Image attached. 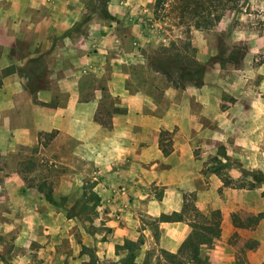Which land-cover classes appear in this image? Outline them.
<instances>
[{
    "label": "rangeland",
    "instance_id": "374dc122",
    "mask_svg": "<svg viewBox=\"0 0 264 264\" xmlns=\"http://www.w3.org/2000/svg\"><path fill=\"white\" fill-rule=\"evenodd\" d=\"M155 2L69 0L72 23L65 28L47 24L53 14L60 19L59 0H46L38 10L25 3L24 40L6 57L9 64L25 61L17 74L43 105L64 104L73 95L91 103L102 89L95 119L109 129L112 77L95 69H129V80L151 90L160 105L169 87L196 85L193 78L181 80L180 69L202 65L203 81L213 89L205 92L210 106L200 108L204 127L192 141L198 189L151 183L141 191L148 199L139 201L131 184L102 185L95 151L101 128L91 121L64 127L41 113L38 133L24 137L28 143L11 145L9 134L0 139V148L15 146L0 154V167L17 170L23 181L0 187V264H123L127 255L140 264H165L163 250L176 252L194 223L212 219H219L220 235L202 244L201 261L191 264H264V0H242L212 28L183 24L172 0L155 13ZM53 31V45L68 46L69 65L81 73L48 69L53 59L44 40ZM32 36L42 51L34 60L26 56ZM79 56L86 58L80 66ZM38 90L45 98L51 91V101L37 98ZM88 132L89 138L78 137ZM175 133L160 132L165 154L175 147ZM50 189L56 203L46 198ZM166 191L183 193L181 211L169 213V220L156 215Z\"/></svg>",
    "mask_w": 264,
    "mask_h": 264
},
{
    "label": "crops",
    "instance_id": "0c3cea01",
    "mask_svg": "<svg viewBox=\"0 0 264 264\" xmlns=\"http://www.w3.org/2000/svg\"><path fill=\"white\" fill-rule=\"evenodd\" d=\"M59 1L62 14L60 19H55L53 14L49 17L47 24L49 26L62 25L65 28L72 23L71 6L68 3L69 0L67 3L66 0ZM44 2L46 0H0V139L11 135V145L26 142L24 137L34 136V131L38 133L41 128L40 115L46 112L49 115L47 118L49 121H61L64 127L78 121L95 122L96 127L101 128L98 130L101 136L95 142V151L96 164L100 166L99 173L103 176L104 184L102 185L107 183L131 184L138 188L139 201H142V198L148 199V195L141 191L151 183L169 188L174 186L181 189H198V181L201 179L199 169L193 162L195 155L192 141L195 136H198V131L204 127L200 125L199 114L201 107L210 106L209 99L205 98V92L213 89L211 85L203 81L201 85L187 84L180 89L169 87L161 92L163 99L165 98L167 102L159 105L151 90H146L144 85L140 86L135 81L129 80L131 76L129 69H110V73L108 69H95L96 72L100 70L105 75L111 74L112 77V81L108 84V90L114 100L110 116L113 125L111 129L95 119L101 102L98 97L102 96V89L95 94L97 98L91 103L82 102L79 96L73 95L67 103H58L57 106L56 104L43 105L35 100L33 92L26 88L24 79L17 74L18 69L24 68L25 61L15 60L9 64L6 50L13 45L17 48L24 40L22 27L25 25L23 19L26 4L30 3L32 9L38 10ZM50 7L55 10L56 4L52 3ZM7 10L13 11L12 18L8 17ZM54 36L55 31L47 35L44 40V49L48 51V58L53 59L52 62L48 61V69H63V73L69 76L81 73L82 69H72L69 65L68 61L72 58L73 51L65 45L61 47H58L59 44L53 45ZM37 37H31L35 44L26 55L27 58L33 60L37 59L42 52L38 49L41 40ZM68 40L71 38L64 35V41ZM84 60L86 58L79 56V66L85 62ZM36 66L38 67L37 64ZM7 69L12 70L11 74L7 72ZM11 79L14 81L9 82ZM70 90L68 86L69 93ZM44 93L45 91L38 90L37 98L42 97L51 101L52 92L50 91L49 98H45ZM55 98H57L56 95ZM85 106L91 107L89 113L85 111ZM174 128H176L177 142L175 147L165 154L160 148V132L161 130L172 131ZM89 133L78 134V137L89 138ZM103 135L105 137H102ZM108 138L111 139L110 143L107 141ZM13 147L15 146L0 148V154ZM190 161L192 163L189 164ZM5 174L7 176L11 174V176L3 177L0 187L23 184L21 178H18L17 170L5 173L0 167V176ZM170 194L166 191L163 195L156 215L181 211L183 193L177 191L175 197Z\"/></svg>",
    "mask_w": 264,
    "mask_h": 264
},
{
    "label": "trees",
    "instance_id": "16d2710c",
    "mask_svg": "<svg viewBox=\"0 0 264 264\" xmlns=\"http://www.w3.org/2000/svg\"><path fill=\"white\" fill-rule=\"evenodd\" d=\"M167 0H156L155 13ZM242 0H172V7L178 12L183 24L195 28H212L223 16L226 10L237 8ZM161 10V9H160ZM204 67L198 65L195 69H180L179 77L186 81L193 78L196 85L203 83ZM169 75V74H168ZM170 76V75H169ZM224 178V176L222 177ZM226 180V178H224ZM48 201L56 203L51 189L45 193ZM163 220H169L168 214H161ZM165 218V219H164ZM221 225L219 219L208 220L206 223H194L193 230L182 242L176 252L163 250L165 264H191L199 263V250L202 244H210L220 235ZM123 264H140L132 261L130 255L126 256Z\"/></svg>",
    "mask_w": 264,
    "mask_h": 264
}]
</instances>
